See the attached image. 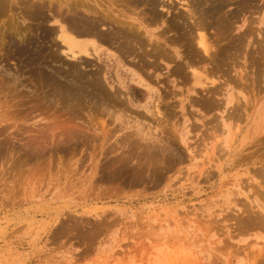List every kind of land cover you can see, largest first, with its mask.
<instances>
[{"label": "rangeland", "instance_id": "rangeland-1", "mask_svg": "<svg viewBox=\"0 0 264 264\" xmlns=\"http://www.w3.org/2000/svg\"><path fill=\"white\" fill-rule=\"evenodd\" d=\"M24 1L0 0V264H264V0H185L195 18L182 0H96L128 35L80 61L60 51L57 1ZM188 18L208 19L211 58ZM186 62L215 92H190Z\"/></svg>", "mask_w": 264, "mask_h": 264}, {"label": "bare ground", "instance_id": "bare-ground-1", "mask_svg": "<svg viewBox=\"0 0 264 264\" xmlns=\"http://www.w3.org/2000/svg\"><path fill=\"white\" fill-rule=\"evenodd\" d=\"M19 1V0H18ZM26 1V0H25ZM24 1V2H25ZM40 1H42V0H40ZM48 1V0H47ZM52 1H54V0H49L48 2L49 3H52ZM57 1V3H58V8L57 9H55L54 11H51V9L49 8L48 10L50 11L49 13H52V18H51V21H52V23H54V25H56L57 26V31L56 32H54V33H56L55 34V36H56V39H58L59 41H60V43H61V45H62V47H61V52L62 53H64L65 55H67L68 57L67 58H71V59H78V61H80L79 60V57H81V56H91V52L89 51V49H91L90 47H92L93 49H96V47H97V44H98V41H97V39H96V37H99L100 39H108V40H110V38L114 41V40H116V39H118L119 37H122V33L123 34H125L124 32L126 31H121V30H119V29H115V28H113L112 26H107V24H106V26H105V24L104 23H106L107 21H109L110 23H111V21L112 22H115L116 20H115V17H117V16H115V13L112 11V6H113V3L112 2H110L109 1V4L108 5H106L104 8H102L98 3H99V1H101V0H98V3H97V1L96 0H56ZM137 1V0H136ZM144 1V0H143ZM163 1V0H162ZM168 0H165V1H163L164 3L162 4L161 2H159V1H157V2H159L158 4H161V6L159 7L160 9H165L167 12H171V11H176L175 9H173V10H170L169 9V7H166V6H168V5H166L165 6V2H167ZM180 1V0H179ZM190 1V3L192 2V0H189ZM188 1V2H189ZM206 1V0H205ZM23 2V3H24ZM38 2V1H37ZM43 2V1H42ZM127 2V1H126ZM139 2V1H138ZM172 3L173 1H168V3ZM188 2H186L185 0H182V2H181V4H182V7L185 9V10H187L186 12H187V14H185V13H183V14H185L187 17H188V15H193L194 13H192L193 11L191 10V5H190V3L188 4ZM207 2V1H206ZM209 2L210 1H208V4H209ZM213 2V1H212ZM211 2V3H212ZM247 2V1H246ZM26 3V2H25ZM24 3V4H25ZM44 3V2H43ZM48 3V4H49ZM115 3V2H114ZM121 3V2H120ZM169 3V4H170ZM193 3V2H192ZM198 3V2H197ZM201 3H204V1L203 2H201ZM217 3V2H216ZM244 3V2H243ZM41 5H42V3H40ZM39 4V5H40ZM45 4V3H44ZM46 4H47V2H46ZM130 5H131V3H129ZM133 4V3H132ZM144 4V3H143ZM190 5L189 7H188V5ZM194 4V3H193ZM192 4V5H193ZM95 5V6H94ZM134 5V4H133ZM145 5V4H144ZM147 5V4H146ZM149 5V4H148ZM195 5H198V4H196L195 3ZM200 5V4H199ZM202 5V4H201ZM22 7H23V5H21ZM26 6V5H25ZM43 6V5H42ZM41 6V7H42ZM121 6H123V3H121ZM138 6H141L140 4L138 5ZM204 6V5H203ZM202 6V7H203ZM205 6H208L207 4L205 5ZM211 6H212V4H211ZM211 6H209V7H211ZM215 6V5H214ZM27 7V6H26ZM39 7V6H38ZM47 7V6H46ZM125 7V6H124ZM137 7V6H136ZM143 7H145V6H143ZM147 7V6H146ZM193 7V6H192ZM201 7V8H202ZM209 7H208V9H209ZM213 7V6H212ZM245 7V6H244ZM257 7V6H256ZM36 8V7H35ZM64 8V10H65V13L62 11V9ZM99 10H98V9ZM133 8H135V7H133ZM171 8V7H170ZM197 8V7H196ZM204 8H206V7H204ZM204 8H202V9H204ZM214 8V7H213ZM23 9H25L24 7H23ZM29 9V8H28ZM39 9V8H38ZM125 9V8H124ZM142 9V8H141ZM156 9V8H155ZM159 9V10H160ZM195 9V8H194ZM193 9V10H194ZM199 9V8H198ZM198 9H195V10H198ZM211 9V8H210ZM215 9V8H214ZM242 9V8H241ZM35 10V9H34ZM184 10V11H185ZM194 10V11H195ZM217 10V9H216ZM219 10V9H218ZM217 10V11H218ZM221 10H222V7H221ZM173 11V12H174ZM200 11H202V10H200ZM220 11V10H219ZM239 11H241V10H239ZM249 11V10H248ZM10 12V11H9ZM82 14H81V13ZM181 11H179V13H180ZM190 12V14H188ZM196 12V11H195ZM203 12L204 13H207L206 11H204L203 10ZM145 13H147V11H145ZM152 13V12H151ZM150 13V14H151ZM162 13V12H161ZM202 13V12H201ZM203 13V14H204ZM216 13V12H215ZM224 13V12H223ZM238 13V12H237ZM153 14V13H152ZM155 14V13H154ZM153 14V15H154ZM209 14V13H208ZM211 14V13H210ZM144 15V14H143ZM184 15V16H185ZM200 15V14H199ZM198 15V16H199ZM217 15V14H216ZM225 15V14H224ZM21 16V15H20ZM156 16V15H155ZM161 16V15H160ZM167 16V15H166ZM179 16V15H178ZM184 16H182V17H184ZM191 16H189V18L191 17ZM194 16V15H193ZM192 16V17H193ZM196 16V15H195ZM195 16H194V18H195ZM204 16V15H203ZM202 16V17H203ZM209 16V15H208ZM212 16H213V14H212ZM264 16V15H263ZM172 17V16H171ZM200 17V16H199ZM207 17V16H206ZM213 17H215V14H214V16ZM221 18H222V16H220ZM219 16H218V19L220 18ZM225 17V16H224ZM223 17V18H224ZM20 18V17H19ZM145 18V17H144ZM152 17H150V19H151ZM188 18V19H189ZM193 18V19H194ZM205 18V17H204ZM209 18V17H208ZM211 18V17H210ZM209 18V19H210ZM215 18H217V16L215 17ZM226 18V17H225ZM155 19V18H154ZM157 19V18H156ZM175 19V18H174ZM173 19V20H174ZM183 18H181V20H182ZM190 19H192V18H190ZM189 19V21H191V22H193V24L191 23L190 25H192V27H193V34H192V38L194 39V43H195V45L194 46H196V47H198L199 49H200V51L202 52V54L204 55V56H207V59H209V58H211V53H210V51H212L213 49V46H211L210 44H208V40H207V36H206V32H205V27H206V25H204V24H206V19L204 20V24L201 22V21H197L196 19L195 20H190ZM199 19V18H198ZM7 20H9L10 21V19H7ZM28 20V19H27ZM26 20V21H27ZM142 20V19H141ZM149 20V19H148ZM148 20H144V21H146V22H149ZM172 20V19H171ZM172 20V21H173ZM180 20V21H181ZM184 20V19H183ZM182 20V21H183ZM208 20V19H207ZM224 20H226L225 22H227L228 24H229V22L230 23H232L230 20H227V19H224ZM224 20H223V22H224ZM30 21V20H29ZM122 22L124 21V19H122L121 20ZM143 21V20H142ZM153 21V20H152ZM179 21V22H180ZM188 21V20H187ZM210 21V20H209ZM213 21V20H212ZM211 21V22H212ZM215 21V20H214ZM213 21V23H215ZM2 22H4V21H2ZM2 22H0L1 24H2ZM10 22H12V21H10ZM10 22H8V21H5V23H7L8 25H10V26H13V25H11V23ZM108 22V23H109ZM158 22V21H157ZM162 22L164 23V22H166V21H164L163 19H162ZM169 22H170V20H169ZM185 22V21H184ZM219 22V21H218ZM218 22H216V23H218ZM223 22H221V23H223ZM262 22H264V18L262 17ZM10 23V24H9ZM14 23H15V21H14ZM13 23V24H14ZM115 23H117L118 25L119 24H121V23H119V21L117 22H115ZM124 23H126V22H124ZM133 23V22H132ZM150 23V22H149ZM159 23V22H158ZM189 23V22H188ZM220 23V22H219ZM218 23V24H219ZM226 23V24H227ZM7 24H6V26H7ZM41 24V23H40ZM112 24V23H111ZM117 24H115L114 26H116ZM127 24V23H126ZM129 24V23H128ZM128 24H127V26H128ZM174 24V23H173ZM180 24V23H179ZM184 24V23H183ZM225 24V23H224ZM3 25V24H2ZM152 25V24H151ZM175 25V24H174ZM178 25V24H177ZM208 25V24H207ZM215 25V24H214ZM220 25V24H219ZM48 26V25H47ZM131 26V25H130ZM130 26H129V29L128 30H130ZM168 26V25H167ZM264 26V25H263ZM17 28H18V25L16 26ZM23 27V26H22ZM118 27H120V26H118ZM123 27V26H122ZM125 27V26H124ZM136 27V26H135ZM137 27H141L140 25L139 26H137ZM169 27H170V25H169ZM176 27V26H175ZM186 27V26H185ZM227 27V26H226ZM248 27V26H247ZM246 27V28H247ZM1 28V27H0ZM8 28V27H7ZM53 28V27H52ZM121 28V27H120ZM125 28H128V27H125ZM132 29H134L133 27H131ZM190 28H191V26H190ZM190 28L189 29H187L186 28V30L188 31V30H190ZM248 28H250V27H248ZM9 29V28H8ZM24 29V31H25V34L27 33V30H25V27L23 28ZM56 29V28H55ZM131 29V30H132ZM145 29V28H144ZM166 29V28H165ZM170 29H172V28H170ZM170 29H167L166 31H170ZM219 26H218V28L215 30L216 32H220L219 30ZM222 29H224V28H222ZM221 29V30H222ZM226 29V28H225ZM251 29V28H250ZM4 30H5V28H4ZM13 30V29H12ZM130 30V31H131ZM177 30V29H176ZM175 30V31H176ZM184 30V32H185V29H183ZM213 30H214V28H213ZM212 30V31H213ZM218 30V31H217ZM229 30V29H228ZM3 31V30H2ZM133 31V30H132ZM165 31V30H164ZM223 31V30H222ZM226 31V30H225ZM224 31V32H225ZM246 31V30H245ZM245 31H243L242 33L244 34L245 33ZM252 31V30H251ZM254 31V30H253ZM8 32V31H7ZM13 32V31H12ZM11 32V33H12ZM17 32H19V31H17ZM138 32V31H137ZM192 32V31H191ZM214 32V31H213ZM228 32V31H227ZM10 33V34H11ZM132 33V32H131ZM135 33V32H134ZM140 33V32H139ZM175 33V35H176V33L177 32H174ZM241 33V34H242ZM261 33V32H260ZM1 34V33H0ZM15 34V33H14ZM30 34V33H29ZM53 34V33H52ZM135 34H137V33H135ZM134 34V35H135ZM188 34V33H187ZM189 34H191V33H189ZM188 34V35H189ZM213 34V33H212ZM216 34H218V33H216ZM221 34V33H220ZM242 34V35H243ZM1 35H3V34H1ZM128 35V34H127ZM126 34L125 35H123L124 37H126L127 36ZM182 35H183V33H182ZM219 35V34H218ZM218 35H216V36H218ZM225 35V34H224ZM240 35V34H239ZM245 35V34H244ZM247 35H248V32H247ZM14 36V35H13ZM50 36V35H49ZM140 36V35H139ZM174 36V35H173ZM178 36V35H177ZM191 36V35H190ZM215 36V35H214ZM221 36V35H220ZM222 36H223V34H222ZM3 37V36H2ZM24 37V36H23ZM129 37V36H128ZM133 37V36H132ZM136 37H138L137 35H136ZM145 37V36H144ZM186 37H188V36H186ZM224 37V36H223ZM228 37V36H227ZM235 37H237V36H235ZM262 37V36H261ZM0 38H1V36H0ZM19 38V37H18ZM87 38V39H86ZM115 38V39H114ZM123 38V37H122ZM127 38V37H126ZM135 38V37H134ZM142 38V37H141ZM192 38H190V42H191V40H192ZM212 38H214V37H212ZM218 38V37H217ZM216 37H215V39H217ZM264 38V37H263ZM5 39V36L3 37V40ZM55 39V40H56ZM129 39V38H128ZM127 39V40H128ZM130 39H133V38H130ZM138 39H140V38H138ZM181 39V38H180ZM184 39V38H183ZM223 39H225V38H222V40ZM232 39V38H231ZM234 39V38H233ZM239 39V38H238ZM18 40H21L20 38L18 39ZM99 40V39H98ZM123 40V39H122ZM126 40V39H125ZM125 40H123V43H124V41ZM135 40V39H134ZM176 40H179V39H177L176 38ZM185 40V39H184ZM214 40V39H213ZM221 40V43L223 42ZM226 40H228L227 38H226ZM225 40V41H226ZM236 40V39H235ZM258 40H260V39H258ZM1 42H2V40H0ZM111 41V40H110ZM120 41V40H119ZM136 42H137V40H135ZM135 41H133L134 42V44H135ZM166 41H167V39H166ZM180 41V40H179ZM183 41V40H182ZM193 41V40H192ZM220 41V40H219ZM261 41V40H260ZM264 41V40H263ZM6 42V41H5ZM121 42V41H120ZM128 42V41H127ZM126 42V43H127ZM145 42H146V40H145ZM151 42H152V40H151ZM164 42V41H163ZM213 42V41H212ZM239 42H241V41H239ZM238 42V43H239ZM19 43V42H18ZM112 43V42H111ZM110 43V44H111ZM141 43V42H140ZM142 43H143V41H142ZM141 43V44H142ZM180 43V42H179ZM221 43H219L218 42V44H219V46H220V44ZM230 43V42H229ZM258 43H260V42H257V44ZM2 44V43H1ZM57 44V43H56ZM59 44V43H58ZM105 44V43H104ZM107 44H109V41H108V43ZM125 44V43H124ZM124 44H122L123 46H124ZM137 44H139V43H137ZM153 44V43H152ZM162 44V43H161ZM175 44H176V42H175ZM178 44V43H177ZM182 44V43H181ZM187 44H189V43H187ZM192 44H193V42H192ZM214 44L215 45H218V44H216V42L214 41ZM3 45V44H2ZM106 45V44H105ZM127 45H128V43H127ZM144 45V44H143ZM150 45H151V43H150ZM150 45H148V46H150ZM185 45V44H184ZM213 45V44H212ZM238 45V44H237ZM242 45V44H241ZM261 45V44H260ZM115 46H116V44H115ZM129 46V45H128ZM128 46H126V48L128 47ZM138 46V45H137ZM147 46V45H146ZM157 46V45H156ZM161 46V45H160ZM180 46V45H179ZM192 46V45H191ZM262 46V45H261ZM110 47V46H109ZM120 47H121V45H120ZM130 47V46H129ZM133 47V46H132ZM131 47V48H132ZM184 47V46H183ZM196 47H195V49H196ZM212 47V48H211ZM217 47V46H216ZM233 47V46H232ZM239 47V46H238ZM243 47V46H242ZM260 47V46H259ZM123 48H125V47H122V49ZM130 48V52H132V50L134 49H131ZM136 48V47H135ZM147 48V47H146ZM149 48V47H148ZM152 48V47H151ZM159 48V47H158ZM157 48V49H158ZM190 48V47H189ZM194 48V47H193ZM221 48V47H220ZM223 48V47H222ZM219 49V50H223L224 49V51L226 52V48H223V49ZM240 48V47H239ZM262 49H263V46L261 47ZM118 49V48H117ZM140 49V48H139ZM199 49H198V51H199ZM212 49V50H211ZM216 49V48H215ZM215 49H214V51H215ZM230 49H237L238 50V48H236V47H234V48H230ZM2 50H3V48H2ZM121 50V49H120ZM124 50V49H123ZM135 51H136V49H134ZM138 50V49H137ZM152 50V49H151ZM153 50H155L154 48H153ZM152 50V51H153ZM162 50V49H161ZM188 50V49H187ZM217 50H218V48H217ZM236 50V51H237ZM13 51V50H12ZM118 51V50H117ZM116 51V52H117ZM135 51H134V53L133 54H135ZM139 51V50H138ZM141 51V50H140ZM142 51H143V49H142ZM142 51H141V53H142ZM146 51V50H145ZM145 51H143L144 53H145ZM156 51V50H155ZM155 51H153V52H155ZM158 51H160V50H158ZM158 51H156V52H158ZM198 51H196L197 53H198ZM213 51V52H214ZM224 51H221V52H224ZM229 51V50H228ZM228 51L226 52V53H228ZM235 50L233 51V54H235L234 52H236ZM122 52V51H121ZM189 52H191V51H189ZM230 53H231V51H229ZM260 52H262V51H260ZM91 53V54H90ZM126 53V52H125ZM140 53V52H139ZM169 53V52H168ZM183 53V52H182ZM216 53V52H215ZM214 53V54H215ZM225 53V54H226ZM230 53H228V54H230ZM118 54V53H117ZM143 54V53H142ZM146 54H147V51H146ZM159 54V53H158ZM184 54V53H183ZM195 54V53H194ZM216 54H218V52L216 53ZM232 54V55H233ZM258 54V53H257ZM148 55V54H147ZM152 54H150V52H149V56H151ZM171 57H175L174 56V54L173 53H170L169 54ZM213 55V54H212ZM120 56V55H119ZM134 56H136V55H134ZM142 56V55H141ZM166 56V55H165ZM183 56V55H182ZM225 56V55H224ZM123 57H124V55H123ZM144 58H146L145 56H143ZM155 57V56H154ZM186 57V56H185ZM197 57V56H196ZM213 57V56H212ZM223 57V56H222ZM231 57V56H230ZM234 57V56H233ZM236 57V56H235ZM91 58V57H90ZM141 58V57H140ZM189 58H191V56L189 57ZM205 58V57H204ZM204 58H202L201 59V57H200V59L198 58L197 60H201L200 62H202L203 61V59ZM220 58H221V56H220ZM219 58V59H220ZM224 58V57H223ZM248 58V57H247ZM253 58V57H252ZM94 59V58H93ZM125 59V58H124ZM137 59V58H136ZM143 59V58H142ZM177 59V58H176ZM181 59V58H180ZM184 58H182V60H183ZM187 59V58H186ZM194 59H196V58H194ZM207 59H204V60H207ZM146 60V59H145ZM162 60V59H161ZM165 60H168V59H165ZM189 60V59H188ZM216 60H218V59H216ZM215 60V61H216ZM224 60V59H223ZM251 61H252V59H250ZM249 60V61H250ZM254 60V59H253ZM256 60V59H255ZM257 60H259V59H257ZM130 61V60H129ZM162 61H164V60H162ZM173 61V60H172ZM212 61V60H211ZM214 61V62H215ZM230 61V60H229ZM125 62V61H124ZM143 63L145 62V61H142ZM149 63H150V61H148ZM155 62V61H154ZM165 62V61H164ZM176 62V61H175ZM179 62V61H178ZM198 62V61H197ZM199 62V63H200ZM259 62V61H258ZM127 63V62H126ZM132 63V62H131ZM141 63V62H140ZM149 63H146V64H149ZM165 63H167V62H165ZM209 63V62H208ZM210 63H213V62H210ZM253 63H257L256 61L255 62H253ZM260 63V62H259ZM134 64V63H133ZM138 64V63H137ZM136 64V65H137ZM142 64V63H141ZM140 64V65H141ZM258 64V63H257ZM66 65V64H65ZM88 65V64H87ZM163 65V64H162ZM173 65H175L174 63H173ZM180 65V64H179ZM186 65H187V68H188V70H189V74H190V77H191V81H189L190 82V86H191V90H190V92L191 93H195V91H194V89H196V88H198V91H199V89H201V90H205V92H206V90L207 91H211L212 93L213 92H215L214 90L216 89H214V90H211V89H209V88H213V87H216L215 85H217L218 83H217V79L214 77L215 75H210L207 71H206V69H205V67H204V64L203 65H200V66H198L196 63H190V62H186ZM216 65V64H215ZM256 65V64H255ZM92 66H93V64H92ZM96 66V65H95ZM139 66V65H138ZM142 66V65H141ZM143 66H145V63H144V65ZM150 66H152V65H150ZM154 66V65H153ZM157 66V65H156ZM207 66V65H206ZM252 66V65H251ZM91 67V66H90ZM96 67H98V66H96ZM140 67V66H139ZM138 67V68H139ZM171 67H172V65H171ZM174 67V66H173ZM215 68H216V66H214ZM218 67V66H217ZM236 67V66H235ZM243 67V66H242ZM136 68V67H135ZM160 68V67H159ZM229 68V67H228ZM237 68V67H236ZM256 68V67H255ZM97 69H99V68H97ZM96 69V70H97ZM141 69V68H140ZM155 69V68H154ZM239 69V68H238ZM257 69V68H256ZM264 69V68H263ZM73 70H74V68H73ZM92 70V69H91ZM159 70V69H158ZM170 70V69H169ZM176 71H177V69H175ZM178 70H180V68H178ZM242 70V69H241ZM181 71H182V68H181ZM218 71V70H217ZM96 72V71H95ZM143 72V71H142ZM212 72V71H211ZM213 72H214V70H213ZM212 72V73H213ZM242 72H244V71H241V73ZM92 73H93V71H92ZM97 73V72H96ZM141 73V72H140ZM145 73V72H144ZM186 73H187V71H186ZM187 73V74H188ZM221 73V72H220ZM89 74V73H88ZM177 74V73H176ZM213 74H215V72L213 73ZM245 74H247V73H245ZM143 75V74H142ZM150 75V74H149ZM171 75V74H170ZM241 75V74H240ZM243 75V74H242ZM242 75L241 76H237V77H242ZM245 76V75H244ZM255 76V75H254ZM87 77H89L90 78V75H88ZM97 77V76H96ZM146 78V77H145ZM149 78V77H148ZM187 78V77H186ZM244 78V77H243ZM246 78V77H245ZM184 79V78H183ZM259 80V79H258ZM97 81V80H96ZM101 81V80H100ZM108 81V80H107ZM149 81V80H148ZM120 82V81H119ZM260 82V81H259ZM70 83V82H69ZM78 83V82H77ZM100 83H102V81L100 82ZM157 83V82H156ZM255 83V82H254ZM220 84V83H219ZM220 85H222V84H220ZM102 88V87H101ZM118 89H119V87H117ZM221 88V87H220ZM115 89V88H114ZM163 89V88H162ZM222 89V88H221ZM79 90V89H78ZM89 90V89H88ZM219 90V89H218ZM217 90V91H218ZM107 91V90H106ZM111 91V90H110ZM163 91V90H162ZM198 91H196V92H198ZM209 91V92H210ZM220 91V90H219ZM218 91V92H219ZM79 92V91H78ZM100 92V91H99ZM113 92V91H112ZM112 92H110V93H112ZM98 93V92H97ZM115 93V92H114ZM116 93H117V91H116ZM120 93V92H119ZM166 93H167V91H166ZM204 93V92H203ZM101 94V93H100ZM169 94V93H168ZM117 94H115V95H113V96H116ZM124 95V94H123ZM160 95V94H159ZM211 95V94H210ZM214 95V94H213ZM84 96V95H83ZM93 96V95H92ZM166 96V95H165ZM200 96V95H199ZM205 96H207L206 95V93H205ZM87 97V96H86ZM100 97V96H99ZM119 97V96H118ZM101 98V97H100ZM120 98V97H119ZM122 98V97H121ZM162 98V97H161ZM191 98V97H190ZM211 98H212V96H211ZM214 98H215V96H214ZM217 98V97H216ZM89 99V98H88ZM117 99V98H116ZM103 100V99H102ZM165 100V99H164ZM210 100H212V99H210ZM79 101V100H78ZM120 101V100H119ZM118 101V102H119ZM161 101H162V99H161ZM192 101V100H191ZM195 101V100H194ZM214 101H216L215 99L213 100V102ZM85 102V101H84ZM88 102V101H87ZM89 102H91V101H89ZM97 101L95 100V103H96ZM101 102H103V101H101ZM107 102H109V101H107ZM116 102V101H115ZM160 102V101H159ZM203 102V101H202ZM207 102V101H206ZM104 103V102H103ZM110 103V102H109ZM123 103H124V101H123ZM127 103V102H126ZM171 103V102H170ZM204 103V102H203ZM202 103V104H203ZM218 103V100L216 101V103H215V105ZM99 105H100V103H98ZM111 104V103H110ZM119 104V103H118ZM117 104V105H118ZM122 104V103H121ZM125 104V103H124ZM172 104V103H171ZM197 104V103H196ZM87 105V104H86ZM91 105H92V103H91ZM97 105V104H96ZM108 104H106V106H107ZM112 105H114V104H112ZM111 105V106H112ZM123 105V104H122ZM168 105V104H167ZM94 106V105H93ZM218 106H221V105H219L218 104ZM94 107H97V106H94ZM114 107V106H113ZM155 107H156V112H158V114H161V112H160V110H159V108H158V106H156L155 105ZM234 107V106H233ZM211 108V107H210ZM214 108V107H213ZM212 108V109H213ZM217 108V107H216ZM97 109V108H96ZM124 109V108H123ZM161 109H163L162 107H161ZM211 110V109H210ZM163 111H166V110H163ZM168 111V110H167ZM166 111V112H167ZM171 111V110H170ZM209 111V110H208ZM240 112V111H239ZM93 114V113H92ZM164 114V113H163ZM244 114V113H243ZM98 115V114H97ZM164 115H167L166 113L164 114ZM237 115V114H236ZM92 117V116H91ZM94 117V116H93ZM233 117H235V116H233ZM84 121V120H83ZM99 121V120H98ZM103 121V120H102ZM237 121V120H236ZM163 125V124H162ZM85 126V125H84ZM102 126V125H101ZM195 126V125H194ZM216 126V125H215ZM236 126V125H235ZM162 127V126H161ZM104 128V127H103ZM230 129V128H229ZM172 132V131H171ZM91 134V133H90ZM97 136V135H96ZM111 136V135H110ZM168 139V138H167ZM164 140V139H163ZM147 142V141H146ZM147 143H149V142H147ZM143 144V143H142ZM149 144H151V143H149ZM147 146V145H146ZM159 146V145H158ZM91 147V146H90ZM162 147V146H161ZM160 147V148H161ZM164 147V146H163ZM166 147H168L167 146V144H166ZM169 148V147H168ZM164 149H165V147H164ZM144 151V150H143ZM123 152V151H122ZM158 164V163H157ZM165 165V164H164ZM34 168V167H33ZM261 177V176H260ZM248 206V205H247ZM248 208V207H247ZM257 211V210H256ZM247 212V211H246ZM206 228V227H205ZM207 230V229H206ZM214 254V253H213Z\"/></svg>", "mask_w": 264, "mask_h": 264}]
</instances>
